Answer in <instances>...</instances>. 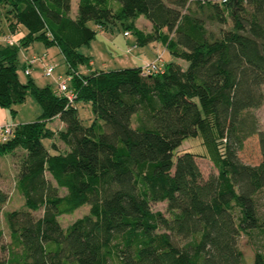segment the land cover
I'll return each mask as SVG.
<instances>
[{"label":"trees","instance_id":"16d2710c","mask_svg":"<svg viewBox=\"0 0 264 264\" xmlns=\"http://www.w3.org/2000/svg\"><path fill=\"white\" fill-rule=\"evenodd\" d=\"M0 6L11 32L26 29L17 42L0 38V105L31 93L43 109L0 136V155L24 151L16 180L23 201L5 211L0 264H244L241 232L264 231L255 201L264 188V128L251 112L264 100V0H78L75 13L71 0ZM140 15L150 29L137 25ZM112 25L132 33V45L162 43L170 58L92 68L78 47ZM38 39L62 53L72 100L58 86L37 85L30 71L18 78L19 47ZM153 61L161 69L146 71ZM80 101L90 104L89 124ZM54 117L61 128L48 127ZM198 134L217 169L206 177L194 152L174 158ZM252 135L256 163L239 155ZM8 198L0 188V210ZM158 201L169 215L152 208ZM83 204L87 213L60 223ZM252 259L264 264V250Z\"/></svg>","mask_w":264,"mask_h":264},{"label":"rangeland","instance_id":"374dc122","mask_svg":"<svg viewBox=\"0 0 264 264\" xmlns=\"http://www.w3.org/2000/svg\"><path fill=\"white\" fill-rule=\"evenodd\" d=\"M4 18L5 8L0 6V38L11 33V35L18 39L23 33L25 34L26 29L22 25L18 26L17 30L11 32L6 26ZM136 23L139 27L145 30L151 28L150 22L143 15H140L136 19ZM88 25L93 27L95 30L97 29L94 21H89ZM230 26L231 21L228 19L225 27L229 28ZM134 38L135 37L132 33H129L128 35L124 34V30L121 25H112L111 28L98 30L96 37L88 44L83 43L80 45L78 47V51L85 54L91 53L93 55L91 57L94 61L92 66L98 68H114L119 66H133L134 64H145L146 61L150 60V51L146 49V51H142V53L139 54V57H137L135 54L138 53L140 48H136L135 45H132L135 40ZM156 45V42H149L148 44L141 46L144 48H147L148 46L151 52L157 55L159 52L156 50ZM158 46V51H161V49L164 50L163 54L160 53L161 57L165 60L168 59L170 57L168 51L163 48L161 43H159ZM34 56L36 59L30 66V77H32L39 86L49 84L52 89H55L58 85L56 78L59 75L65 76L67 70V64L59 48L56 45L46 46L43 41L39 39L34 40L31 43L21 45L18 49L19 63L16 69L20 81L25 82L29 78V76L24 72V66L28 67V60H32ZM47 64L54 65V70L51 75L44 74ZM89 69L90 66L86 64L78 65V70L81 72H88ZM76 105L82 115V122L84 124H89L91 121L90 117L92 116L90 104L80 101ZM42 112V105L31 93H28L23 101H12L9 107L0 105V127L6 125H17L35 120ZM251 112L256 118L258 127L264 128V100L261 105L252 108ZM56 124L57 121H50L47 123L48 127L52 129L56 127ZM51 141V138L42 139V143L46 147H50ZM58 147L63 149L65 145L63 143H59ZM185 150L195 153L196 160L205 177L211 172H217L216 167L207 155V150L202 142L200 134L196 136H188L183 139L181 144L174 150V158ZM23 153V149L18 147L12 154L6 153L0 155V188L7 192L9 197L0 210V228H2L4 233L0 244L1 242H5L9 233V227L5 218V211L19 206L23 201L21 192L16 184L18 163ZM239 155L241 159L246 162L256 163L259 161L260 149L256 135H252L246 139L242 149L239 151ZM255 201L258 216L260 220H263L264 188L256 193ZM152 208L160 209L166 215H169V212L166 211V201L154 202L152 204ZM88 211L89 205L83 204L76 208L72 213L61 214L58 218L63 226H67L77 217L82 216ZM41 212L42 209H39L34 211V214L38 216ZM235 214L238 219L240 216L238 208H236ZM239 247L243 253L244 264H252V257L255 250H264V231L253 229L249 230L247 233L241 232ZM2 256L3 252L0 250V258H2Z\"/></svg>","mask_w":264,"mask_h":264},{"label":"built area","instance_id":"2783aa9c","mask_svg":"<svg viewBox=\"0 0 264 264\" xmlns=\"http://www.w3.org/2000/svg\"><path fill=\"white\" fill-rule=\"evenodd\" d=\"M124 34H129L128 31H124ZM4 39L9 42V43H14L17 42V38L13 35H7L4 36ZM36 59V57L34 56L32 60H28V64L31 65L33 63V61ZM160 60V58H158V61ZM146 71L149 70H154V71H158L161 69L160 64H158L157 61H153L151 63H147L146 64ZM54 70V65L53 64H47L45 67V75H51L53 73ZM30 71V67H25L24 68V72L27 74ZM71 78V74L66 73L65 76L59 75L56 79H57V83H58V89L59 91L65 92V94L67 95V97L72 100L73 96H74V92L69 90L68 88V81ZM12 131V126L11 125H6V126H2L0 127V136H2L3 133H8Z\"/></svg>","mask_w":264,"mask_h":264},{"label":"crops","instance_id":"0c3cea01","mask_svg":"<svg viewBox=\"0 0 264 264\" xmlns=\"http://www.w3.org/2000/svg\"><path fill=\"white\" fill-rule=\"evenodd\" d=\"M75 1V2H74ZM77 1L78 0H71V4H72V10L74 11V13H75V11H76V8H77ZM153 42H156L157 43V45H156V50H157V52H159V53H162L163 54V52H164V50L163 49H161V51H158V49H159V46H158V44L160 43V42H158V41H153ZM132 44H134V42L132 43ZM162 44V43H161ZM163 45V44H162ZM136 48H140L139 49V51H138V53L137 54H135L137 57H139V54L140 53H142V51H146V49L147 50H149L150 52V60L151 59H153L156 55L154 54V53H152L151 52V50H150V48L147 46V48H144L143 46H136ZM163 48L164 49H166L164 46H163ZM89 54H91V53H89ZM91 56H93L92 54H91ZM170 58V57H169ZM168 58V59H169ZM167 60V59H166ZM91 64L93 65L94 64V61H93V59H91ZM134 65H141V64H134ZM120 67V66H119ZM92 68H93V66H92ZM52 121H57V126L59 127V128H61L62 126H63V122L61 121V120H59V118L58 117H54L52 120H51V122Z\"/></svg>","mask_w":264,"mask_h":264}]
</instances>
